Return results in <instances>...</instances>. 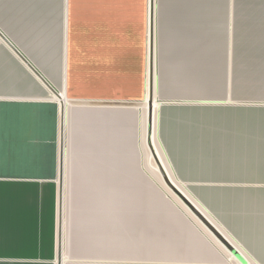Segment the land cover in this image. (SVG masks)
<instances>
[{"label": "crops", "instance_id": "obj_1", "mask_svg": "<svg viewBox=\"0 0 264 264\" xmlns=\"http://www.w3.org/2000/svg\"><path fill=\"white\" fill-rule=\"evenodd\" d=\"M0 34L14 48L0 37V177H55L70 128L116 152L122 109L152 98V145L171 182L248 264H264V0H0ZM77 195L80 241L133 247L127 218L100 226L87 212L102 202ZM158 230L143 219L137 240Z\"/></svg>", "mask_w": 264, "mask_h": 264}, {"label": "rangeland", "instance_id": "obj_2", "mask_svg": "<svg viewBox=\"0 0 264 264\" xmlns=\"http://www.w3.org/2000/svg\"><path fill=\"white\" fill-rule=\"evenodd\" d=\"M155 94L158 109L160 100L157 91ZM149 100L122 109L116 152L113 145L102 144L101 150L83 144L76 130L70 128L67 131L62 176L63 260L66 264H236L233 258L213 244L209 235L183 210L170 190L164 188L147 143L148 135L147 138L143 137L139 127L141 112L144 106L148 108ZM86 159H94L95 165L83 166L82 161ZM84 174L92 176L87 178ZM97 174L102 175L103 179L99 180ZM49 180L40 177H0V224L4 226V232L0 231V264H16L13 261L19 259L56 261L58 172ZM111 188L119 190L116 203L114 198V201L106 198ZM80 189L88 192L89 200L91 195L102 202L99 208L93 206L87 212L91 217H98L92 218L98 225L106 226L117 216L118 226L123 221L124 227V220L128 219L127 226L130 229L134 227L132 231L136 241L133 247L121 242L94 246L77 238L84 207L82 197L77 195ZM121 193H125L128 200L134 196L146 203L140 205L135 200L127 202ZM143 219H149L151 226L160 228L159 239L163 235L168 239L159 241L152 237L146 241L141 238V242H147L143 247L137 240V225ZM189 230H192L191 235ZM195 235L199 243H195Z\"/></svg>", "mask_w": 264, "mask_h": 264}, {"label": "water", "instance_id": "obj_3", "mask_svg": "<svg viewBox=\"0 0 264 264\" xmlns=\"http://www.w3.org/2000/svg\"><path fill=\"white\" fill-rule=\"evenodd\" d=\"M0 37L5 40V38L0 34ZM8 45H10L8 43ZM11 46V45H10ZM12 47V46H11ZM13 48V47H12ZM14 49V48H13ZM15 51V50H14ZM17 53V52H16ZM23 59V58H22ZM25 61V60H24ZM27 64V62H26ZM30 67V66H29ZM57 95V94H56ZM59 97V95H57ZM149 115L152 116V98L148 101ZM63 116V113H62ZM150 116V117H151ZM63 132V129L61 130ZM148 133V145L150 151L152 149ZM154 160L158 166L159 172L163 178V181L168 186V188L179 198V200L190 210V212L204 225V227L210 232V234L240 263L248 264L245 258L230 244V242L209 222V220L204 217V215L190 202L186 196L178 190V188L171 182L170 178L164 172L160 161H158L156 155L152 153ZM63 170H64V147L63 143L60 144V154H59V183H58V226H57V254H56V264H63V253H62V189H63Z\"/></svg>", "mask_w": 264, "mask_h": 264}, {"label": "bare ground", "instance_id": "obj_4", "mask_svg": "<svg viewBox=\"0 0 264 264\" xmlns=\"http://www.w3.org/2000/svg\"><path fill=\"white\" fill-rule=\"evenodd\" d=\"M143 108V107H142ZM142 120H143V122H142V125H141V131H142V135H143V137H145V138H147L146 137V135H148V133H149V135H150V137H149V139H150V143H151V147H152V149H151V155H152V153H154V156L156 155V152H155V150H154V147H153V145H152V119H153V116H151V115H149V108H148V114H147V106H144V108H143V111H142ZM152 115H153V101H152ZM151 116V117H150ZM147 118H148V124H147V129H146V120H147ZM143 139V138H142ZM68 141V140H67ZM148 143V142H147ZM65 144V143H64ZM143 146V145H142ZM145 148V147H144ZM150 154V153H149ZM148 154V155H149ZM150 155V156H151ZM146 156V155H145ZM156 157H157V159H158V156L156 155ZM154 158V157H153ZM146 160H148L147 159V157L145 158ZM158 161H160L159 159H158ZM147 163V162H146ZM161 163V162H160ZM161 165H162V163H161ZM162 168H163V166H162ZM164 169V168H163ZM153 170V169H152ZM157 172V171H156ZM164 172H165V170H164ZM155 173V172H154ZM160 173V172H159ZM156 174V173H155ZM154 174V175H155ZM158 174V173H157ZM159 175V174H158ZM161 175V174H160ZM160 175H159V178H160ZM156 176V175H155ZM162 177V176H161ZM155 178V177H154ZM158 178V179H159ZM157 179V180H158ZM162 180H163V178H162ZM159 182H161L160 180H159ZM163 182V185H164V188H167V189H169L168 188V186L165 184V182L164 181H162ZM170 190V189H169ZM170 192L176 197V201L183 207V209L184 210H186V212H188V214L189 215H191L193 218H195V220H197L203 227H204V225L190 212V210L179 200V198L170 190ZM170 193V194H171ZM171 194V195H172ZM173 195H172V197H173ZM65 196V195H64ZM66 199H67V197H66ZM66 203V202H65ZM65 208V207H64ZM65 215V214H64ZM65 219H66V217H65ZM205 228V227H204ZM206 229V228H205ZM207 230V229H206ZM207 232H209L208 230H207ZM209 234H210V232H209ZM212 236V235H211ZM213 237V236H212ZM225 237V236H224ZM214 238V237H213ZM226 238V237H225ZM215 239V238H214ZM63 240V239H62ZM216 240V239H215ZM64 241H65V239H64ZM63 241V242H64ZM217 241V240H216ZM218 242V241H217ZM219 243V242H218ZM219 245L220 246H222L220 243H219ZM223 247V246H222ZM224 248V247H223ZM225 249V248H224ZM226 250V249H225ZM226 252L228 253V255L231 257V258H233V260L234 261H236L237 263L236 264H240L227 250H226Z\"/></svg>", "mask_w": 264, "mask_h": 264}, {"label": "snow or ice", "instance_id": "obj_5", "mask_svg": "<svg viewBox=\"0 0 264 264\" xmlns=\"http://www.w3.org/2000/svg\"><path fill=\"white\" fill-rule=\"evenodd\" d=\"M0 107H2V106H0Z\"/></svg>", "mask_w": 264, "mask_h": 264}]
</instances>
